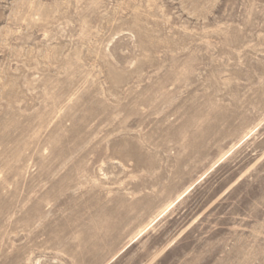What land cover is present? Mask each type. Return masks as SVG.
<instances>
[{"label":"rangeland","instance_id":"rangeland-1","mask_svg":"<svg viewBox=\"0 0 264 264\" xmlns=\"http://www.w3.org/2000/svg\"><path fill=\"white\" fill-rule=\"evenodd\" d=\"M0 264H264V0H0Z\"/></svg>","mask_w":264,"mask_h":264},{"label":"bare ground","instance_id":"bare-ground-1","mask_svg":"<svg viewBox=\"0 0 264 264\" xmlns=\"http://www.w3.org/2000/svg\"><path fill=\"white\" fill-rule=\"evenodd\" d=\"M255 129V128H254ZM256 130V129H255ZM252 131V130H251ZM250 131V132H251ZM253 132V131H252ZM251 134V133H250ZM249 134V135H250ZM248 135V136H249ZM242 142V141H241ZM236 148V147H235ZM233 149V148H232ZM231 149V150H232ZM233 151V150H232ZM230 154V153H229ZM228 154V155H229ZM225 155V154H224ZM227 156V155H226ZM225 158V157H224ZM226 159H227V157H226ZM222 160V159H221ZM217 162H220V161H217ZM221 164V163H220ZM215 165V164H214ZM214 167V166H213ZM216 167V166H215ZM213 171V169H212V167H211V169H210V171L208 170L207 172V174H205L203 177H202V179L201 180H203V179H205L207 176H208V174L210 173V172H212ZM201 178V177H200ZM200 182V181H199ZM199 182H197V183H195L194 185H192L190 188H187L188 190H186L182 195H180L175 201H173L172 203L170 202L163 210H161V212L150 222V224H148L146 227H144L142 230H140L138 233H137V235L133 238V241L134 242H136V241H138L141 237H143V235L146 233V231L151 227V225H153V224H155L157 221H159V219H161L164 215H166V213H168L173 207H175L182 199L184 200V198L188 195V194H190L189 192L197 185V184H199ZM237 183V182H236ZM233 185V184H232ZM198 186V185H197ZM229 189V188H228ZM186 230V229H185ZM133 241H131V243H134ZM129 246H131V244L130 245H128L126 248H124V250L125 249H127ZM123 250V251H124ZM114 260V259H113Z\"/></svg>","mask_w":264,"mask_h":264}]
</instances>
